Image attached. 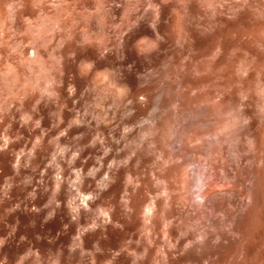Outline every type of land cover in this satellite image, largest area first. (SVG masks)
I'll use <instances>...</instances> for the list:
<instances>
[{"label": "clouds", "instance_id": "clouds-1", "mask_svg": "<svg viewBox=\"0 0 264 264\" xmlns=\"http://www.w3.org/2000/svg\"><path fill=\"white\" fill-rule=\"evenodd\" d=\"M0 264H264V0H0Z\"/></svg>", "mask_w": 264, "mask_h": 264}]
</instances>
